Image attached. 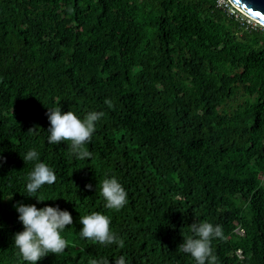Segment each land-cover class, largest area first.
Returning a JSON list of instances; mask_svg holds the SVG:
<instances>
[{"label": "trees", "instance_id": "16d2710c", "mask_svg": "<svg viewBox=\"0 0 264 264\" xmlns=\"http://www.w3.org/2000/svg\"><path fill=\"white\" fill-rule=\"evenodd\" d=\"M226 4L0 0V264H27L13 242L18 203L73 218L69 246L37 264H195L179 245L201 221L223 228L217 264H264V26ZM56 106L104 113L90 158L48 143ZM32 149L57 177L35 194L44 201L27 196ZM113 176L127 192L118 211L100 194ZM92 211L110 217L122 248L81 238Z\"/></svg>", "mask_w": 264, "mask_h": 264}, {"label": "clouds", "instance_id": "9594fccd", "mask_svg": "<svg viewBox=\"0 0 264 264\" xmlns=\"http://www.w3.org/2000/svg\"><path fill=\"white\" fill-rule=\"evenodd\" d=\"M109 108L113 107L111 99H105ZM103 112L89 111L81 119L73 111H63L60 106L48 109L47 117L50 126L47 129V138L50 144L69 142L70 154L76 159L85 160L92 156L85 145L90 142L96 128V122L103 117ZM30 128L28 131H33ZM39 153L32 149L23 157L25 161L35 162L33 169L28 173L26 191L27 196L35 194L45 184L55 183L57 177L54 170L46 163L40 162ZM4 160L0 157V162ZM91 189V185H86ZM100 194L104 198L105 207L118 211L127 204V192L116 177H106L100 182ZM18 220L23 230L14 234L13 242L19 256L27 264H37L41 258L49 253L58 255L69 246V241L62 235L66 226L72 225L73 218L69 211L61 210L58 206L45 205L37 208L35 204L18 203L15 205ZM81 238L95 241L103 245L117 244L124 246V241L111 228L110 217L98 211H92L80 217ZM224 233L221 225H213L208 221L190 224V234L183 237L179 245L180 251L190 254L195 264H217V256L212 247L213 239H223ZM89 264H109L106 258L91 259ZM115 264H126L124 256L115 259Z\"/></svg>", "mask_w": 264, "mask_h": 264}, {"label": "water", "instance_id": "95a60500", "mask_svg": "<svg viewBox=\"0 0 264 264\" xmlns=\"http://www.w3.org/2000/svg\"><path fill=\"white\" fill-rule=\"evenodd\" d=\"M241 13L264 26V0H228Z\"/></svg>", "mask_w": 264, "mask_h": 264}, {"label": "rangeland", "instance_id": "374dc122", "mask_svg": "<svg viewBox=\"0 0 264 264\" xmlns=\"http://www.w3.org/2000/svg\"><path fill=\"white\" fill-rule=\"evenodd\" d=\"M219 2L225 4V3H224L225 0H219ZM228 11H229V12H233V10H232L231 8H229ZM233 13L236 14L240 20H245V21L247 20V22H248L250 25H255V23H254L251 19H247L245 16L240 15V14H238V13H236V12H233Z\"/></svg>", "mask_w": 264, "mask_h": 264}, {"label": "built area", "instance_id": "2783aa9c", "mask_svg": "<svg viewBox=\"0 0 264 264\" xmlns=\"http://www.w3.org/2000/svg\"><path fill=\"white\" fill-rule=\"evenodd\" d=\"M217 1H218L219 4H223V3H220L219 0H217ZM226 1L228 2V0H225V2H224L225 4H223L224 6L227 5V4H226ZM228 3H229V2H228ZM229 4H230V3H229ZM229 8H231V9L233 10V12H236V10H237V9L234 8L231 4H230V6H227V10H228ZM237 11H238V10H237ZM233 12H230V13H233ZM239 12H240V11H239ZM240 13H241V12H240ZM241 15L245 16L247 19H251L254 23L256 22L254 19H252V18L249 17V16H246V15L243 14V13H241ZM257 23H258V22H257Z\"/></svg>", "mask_w": 264, "mask_h": 264}]
</instances>
